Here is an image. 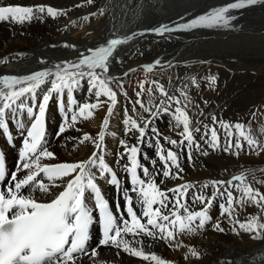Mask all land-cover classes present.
Returning <instances> with one entry per match:
<instances>
[{
    "label": "snow or ice",
    "instance_id": "6c2138e0",
    "mask_svg": "<svg viewBox=\"0 0 264 264\" xmlns=\"http://www.w3.org/2000/svg\"><path fill=\"white\" fill-rule=\"evenodd\" d=\"M94 2L95 0H84V3H78L74 7L93 5ZM260 3H264V0H232L186 22L160 25L123 38H109L94 48L80 50L76 44L64 42L61 47L79 51L75 60L59 61L51 67L27 74H0V134H3L10 147L15 146L16 135L22 141L14 169H6L5 154L0 150V264H83L85 258L90 264H110L101 261L100 247L122 249L125 254L154 264H172L155 253H147L144 250V238L166 241L169 246L175 245L176 248L187 247L185 260L190 257L199 258L200 253L194 247L182 244L178 235L194 236L202 232L212 221L209 212L218 199L224 201L219 203L218 207L220 215L226 217L231 225V232L239 235V229L250 234L252 239L264 240V222H261L259 214L250 215L245 221L236 218L235 205L240 208L254 205L264 213V193L253 187L247 180L246 173L233 175L226 181L214 180L199 187L191 182L166 189L161 187L166 179L183 178L184 169L180 158L185 151L190 162L193 160V151L202 156H208L209 150H220L239 156L240 152L245 150V145L257 155L264 151V144L255 139L249 131L251 121L248 125L242 121L225 122L212 114L210 125L204 124L199 117L195 124L193 123V118L186 108L191 102L188 96L189 87H200L196 76H190L187 81L177 77L175 92H170L158 80L141 81L138 84L139 91L135 92V100L129 98L132 112L136 115L134 118L127 114V108L124 109V135L138 133L135 136L137 143L129 145L127 140L121 139L119 144L124 150L118 154L116 163H121L127 158L123 167L130 187L121 186L117 172L106 162L104 155L109 118L118 104V91L111 85L115 83L117 89L123 88V77L135 71L129 69L123 77L109 75L114 58L116 63H122L115 57L118 46L128 43L138 35L153 34L162 37L176 31L229 28L231 22L237 19L230 12ZM70 10L46 4L22 5L0 0V22L22 26L33 21L43 22L45 17L56 19L66 16ZM97 12L103 15L104 9L100 8ZM97 12L85 15L83 20L88 21L90 17H95ZM67 27L68 25H65V29ZM7 61V57L0 59V63ZM38 63L48 62L41 58ZM158 66L173 67L170 63L162 64L160 59H156L143 68L145 72L151 73ZM207 80L210 86L214 87L217 76L209 75ZM84 82L87 91L95 97L92 102L80 103L75 97V91L80 89ZM169 82L171 83V79ZM146 83L149 85L147 88ZM154 90L159 94L157 104L153 103L157 98L153 95ZM40 91L42 95L38 98ZM145 92L148 95L147 105L143 101ZM122 94L127 97V92ZM101 97L105 99L101 100ZM54 98L57 111L62 114V122L54 135L57 139L63 138L65 146L72 144V150H75L77 143L91 144L94 150L86 160L42 163V160L56 159V154L49 149L46 134V113L50 101ZM203 103L207 106L208 102L205 100ZM105 104L107 114L103 117L101 130L96 136L87 132L79 137L65 135L69 131H80V119L88 121L94 111L101 109ZM172 105H175L174 109ZM137 106L147 114V118L137 113ZM192 107L198 110L199 116L204 115L199 104H193ZM170 113L174 118L171 126L174 129H182L179 133L182 139L179 141L161 137L158 129L151 128L154 120ZM22 114L27 115L30 124L26 125L19 119ZM9 120L12 121L11 127ZM17 126V134H14L11 129ZM218 128L223 132V143ZM161 139L173 147L165 148L160 143ZM142 146L153 148L155 158L142 151ZM141 156L152 165L151 171L149 166L141 162ZM157 158L162 163L161 170L155 167ZM157 177H161L159 183ZM100 179L120 189L123 208L119 201L114 207H110L109 201L104 198L98 186ZM256 182L264 184V180ZM61 187L63 190L54 194V198L49 202H40L34 198L33 193L36 191L48 195L53 189ZM209 187L212 188L210 195L205 193V189ZM190 190H193L191 196ZM234 192H239V197H235ZM90 198H94V209L87 203ZM189 200L193 205L202 207L199 210L190 209ZM134 204L139 208V215ZM95 211L99 213L102 238L96 247H89L90 227L94 222ZM212 227L220 233L226 231L219 220L213 223ZM126 236H131L132 239H125ZM252 259L246 257L242 264H251ZM222 264H235V259L229 257L223 260ZM256 264H264V257H257Z\"/></svg>",
    "mask_w": 264,
    "mask_h": 264
},
{
    "label": "bare ground",
    "instance_id": "6f19581e",
    "mask_svg": "<svg viewBox=\"0 0 264 264\" xmlns=\"http://www.w3.org/2000/svg\"><path fill=\"white\" fill-rule=\"evenodd\" d=\"M226 1L228 0H100L99 3H96L91 8L78 12L74 5L84 3V0H3L5 3L22 5L46 4L65 10L69 7L68 9L71 10L69 11L70 17L56 28H54L55 26L53 27V19L48 17H45L43 22L33 21L22 26L0 22V59L8 58L7 63H0V74H27L45 67H51L59 61L75 60L79 56V51L57 47V45L64 42L76 44L80 50L89 47L94 48L109 38H123L145 29L182 22L178 21L180 20L178 18L188 15L190 11L196 9V11H201L209 4L221 3L222 5ZM100 8L104 9L103 15L97 12ZM107 10L109 11L107 12ZM92 12H97V15L90 17L88 21L83 20L85 15ZM106 12L108 13L107 15ZM73 21L75 22L74 24L70 23ZM65 25H68L67 29H65ZM168 34L162 37L149 36V34L138 35L128 43L118 46L115 57H118L122 63H116L114 58L110 66L109 75L120 77L124 73L129 72V69H135L126 77L128 80L136 76H140L138 81L145 78V76L149 78H173L189 73L185 69L197 63H199L197 69L200 70L202 66L205 67L203 65L205 63L215 74L218 72L220 75L222 74V78L231 80L232 85H237V82H240L244 75H248L253 80V83H251L253 88L255 87L253 84H256L257 81L261 82L264 77V3L259 4L255 11L248 12L232 21L229 28L201 29L196 32L178 33L176 35ZM148 38L149 41H147ZM52 45L57 48L52 47ZM141 53L143 54L142 56H140ZM162 54L177 55L176 60L182 62L180 67L173 70L169 67L159 68V66L151 73L145 72L143 66L153 63L156 59L163 56ZM34 56H39V58H43L48 63L33 65ZM250 73L258 77L257 80L254 81L256 77L250 75ZM231 75L233 76L230 78ZM82 85L86 91V83L84 82ZM46 88L47 86L44 87L45 90ZM86 94L87 91L83 92L81 98L87 96L89 99H94V96L90 93ZM39 95H42V91ZM101 100L104 99L102 98ZM49 105L50 111L47 113V120L48 122H53V116H56L57 112H53L55 110L53 101ZM233 111L235 110L233 109ZM137 113L140 114V112ZM106 114L107 112H94L88 121L80 119L78 124L80 131H69L65 135L79 137L84 132H87L96 136L101 130L102 119ZM124 116L123 112H113V115L109 118L110 123L109 128L106 130L105 139L104 155L106 162L119 170L124 169L123 164L127 163L126 157L123 162L116 163L118 154L123 153L124 150L120 146L119 141L124 139L127 140L129 145L136 144L135 136L138 135V133L130 134L129 136L124 135V125L122 123ZM173 122L174 118L170 113L154 120L151 128L158 129L161 137H166L164 131H169ZM48 126L51 128L50 125ZM181 130L173 128L168 138L179 141L182 139L179 134ZM197 139H199V135ZM160 143L165 148L173 147L165 143L163 139H161ZM49 149L56 154V159H46L43 163L86 160L94 150L92 145L88 143L84 145L77 143L75 150H72V144L65 146L64 139H57L56 137L51 139ZM173 150L176 149L173 148ZM142 151L148 152L150 156L155 158V150L153 148L142 146ZM210 152L211 150H209V154ZM208 156H202L198 152L193 151V160L190 162L185 151L180 158L181 166L184 169L183 178L166 179L161 187L166 189L185 182L192 183L195 176L192 175L191 169L197 167V165L207 169L205 173L207 177L211 176L212 174L209 170L212 167V163L209 161L210 159L208 160ZM141 162L149 166L150 171L152 170V165L145 161L143 156H141ZM155 167L157 170H161L163 167L158 158ZM160 179L161 177H157V183H159ZM98 181L102 183V179ZM261 187L259 188L262 189ZM60 189L55 188L48 195L36 191L35 197L39 200H46L54 196ZM192 191L190 190L189 196H191ZM260 192L264 193V187ZM205 193L211 194H209L207 189H205ZM215 203L209 212L212 221L206 225L202 232L194 236L178 235V239L182 244L194 247L200 253L199 258L190 257L185 260V254L188 252L187 247L176 248L175 245L169 246L166 241H153L148 238H144V250L147 253H155L161 258L171 261L172 264H222V261L229 257L234 258L235 264H238L236 262L244 255L250 254L252 258L255 257L253 261L257 257H264V240L252 239L250 234L239 229V235L231 232V225L226 217L220 215V209L217 208ZM189 207L192 210H199L202 205H193L189 200ZM181 214H183V210H181ZM258 214L261 222H264L263 213L254 205H245L244 208L236 209V218L240 221L247 220L250 215L256 216ZM218 220L221 226L226 229L224 233L215 231L212 227V224ZM127 239L131 240L132 237ZM118 251L119 255H117ZM99 252L101 261H107L110 264H154V262L143 261L142 258L125 254L122 249L118 250L115 247H103L99 249ZM83 264H90V261L85 258ZM253 264H256V261Z\"/></svg>",
    "mask_w": 264,
    "mask_h": 264
},
{
    "label": "rangeland",
    "instance_id": "374dc122",
    "mask_svg": "<svg viewBox=\"0 0 264 264\" xmlns=\"http://www.w3.org/2000/svg\"><path fill=\"white\" fill-rule=\"evenodd\" d=\"M99 2H100V0H95L93 5L85 4L83 7L76 8V11L83 12L84 10L91 8L96 3H99ZM108 11L109 10H107V12ZM107 12H106V15L108 14ZM68 17H70V12L66 16H62L61 19H56V20L53 19L52 20V22H54L53 27L55 26L54 28H56L57 26H60ZM197 30H201V29H197ZM197 30L185 31V32H182V34L183 33L186 34V33L196 32ZM176 34H178V33H176ZM151 35H153V34H149V36H151ZM154 36H157V35H154ZM177 36H180V35H177ZM181 38H182V36H181ZM147 41H149V38L147 39ZM263 42H264V40H263ZM62 44L57 45V47H60V49H64L65 47H61ZM79 46H81V45H79ZM142 55L143 54L141 53L140 56H142ZM162 55L163 56L158 58L162 61V64H164L166 62L170 63V64L172 63L173 67H169V68H172L173 70H176L178 67H180L182 62L176 60L177 55H173V54H172L173 56H170L167 54H165V55L162 54ZM166 56H168V57H166ZM169 58H170V60H169ZM40 59L41 58H39V56H34L33 60H32L33 65L39 64L38 61ZM202 64H203V62H202ZM198 65H199V63L194 64L191 67H188L185 70H187L189 73H185L183 76H179V78L181 80L187 81L188 78L190 77V75L191 76L193 75V76H196L200 82L199 88H194V87L190 86L189 87L190 90H188V96L190 97L191 102L187 105L186 110L189 111V115L193 118V123L195 124L197 117H199V119L202 120L204 124L210 125L212 114H215L218 119H223L225 122L242 121L246 125H248L249 121H251L249 131L255 137V139L258 138L257 140L260 143L264 144V94H263L264 93L263 92L264 91V77L262 79L263 81L262 80H261V82L257 81L256 84H253V85H255V87H253V88L251 85V83H253V80L248 75L247 76L244 75V78H241L240 82H237V85H232L231 80L222 78L223 77L222 74L220 75V73H218V72L215 74V72L209 66H206L207 64L204 63L203 65L205 67L202 66L200 68V70L197 69ZM122 66H124V65L122 64ZM159 68H161V67H159ZM173 74L175 75V73H173ZM200 74H201V76H200ZM213 74L217 76V83L214 87L210 86V84L207 80V77L209 75H213ZM250 75H254V74L250 73ZM232 76L233 75H231L230 78ZM176 78L177 77H173V78H170V77L169 78H159V77L149 78L148 76H145V78L136 82L135 84H129L127 86V88H128L127 96L130 97L131 99H135V92L139 91V88H138L139 82L145 81V80H147V81L158 80L160 83L164 84V86L167 89H169L170 92H175V88H176V85L178 83ZM257 78L258 77H256L254 79V81L257 80ZM125 79L128 81V78H125ZM170 79H171V83L169 82ZM148 86L149 85L146 83L145 88H147ZM228 86H230V87H228ZM235 88H236V90H235ZM241 88H242V90H241ZM123 92H125V91L124 90L121 91L122 97H123V94H122ZM242 92H244V93H242ZM176 94L178 95V93H176ZM153 95L155 97H157L153 101V103L154 104L159 103V94L157 92H155V90H154ZM249 96H250V98H249ZM103 99H105V98L103 97ZM120 99L121 98L119 97L118 98L119 104H121V102H122V101H119ZM205 100L208 102L207 106H205L203 103V101H205ZM143 101L146 105L148 104V95L146 92L143 96ZM119 104L116 105V110H114L113 112H118L117 109H118ZM193 104H199L200 105V108L203 109V112H204L203 116H199L198 110L193 109V107H192ZM149 106H151V105H149ZM172 106H174V105H172ZM233 109L235 111H233ZM137 110H138L137 112H140L141 115H144L145 118H147V114L143 113V110L140 109L139 106H137ZM153 110H155V109H153ZM94 112H107V104H105V106L102 107L101 109H98ZM194 113H195V115H194ZM253 113H255V116H253ZM201 127H202V125H201ZM218 131H221V137H222L221 142L223 143L224 142L223 141V132L219 128H218ZM208 160L212 163L211 164L212 167L209 170L212 175L207 177L205 175L207 169L204 168L203 166L197 165V167L191 169L192 175L195 176L193 181H192V183L194 185H196L199 182L200 183L201 182L210 183L211 181H214V180H225L226 181L233 175L246 173L247 174V180L250 183H252L253 187L258 188L260 191H262L264 184H259L256 181L264 180V151L260 152L257 155L256 152L248 150L247 146L245 145V150L241 151L239 156L226 154L220 150H216V151L210 152V154L208 156ZM258 161H260V162H258ZM196 176H198L200 178H198ZM253 177H255V179H253ZM197 186L199 187L202 185H197ZM259 187H261L262 189H260ZM209 189L212 190V188H209ZM239 195H240L239 192H234L235 197H239ZM220 201L224 202V201L218 199L217 202L215 203L217 205V208H219L218 204L221 203ZM235 207H236V209L240 208L238 205H235ZM263 217H264V213H263ZM259 249H257V250L259 251ZM249 256H250V254L244 255L236 263L242 264L241 261H243L245 257H249ZM253 259H255V257ZM253 259L251 260V264L255 263V261H256V260L253 261Z\"/></svg>",
    "mask_w": 264,
    "mask_h": 264
},
{
    "label": "water",
    "instance_id": "95a60500",
    "mask_svg": "<svg viewBox=\"0 0 264 264\" xmlns=\"http://www.w3.org/2000/svg\"><path fill=\"white\" fill-rule=\"evenodd\" d=\"M229 2H232V0H228V1H226L224 4H222L221 5V3H218V4H209V6H207L206 8H204L203 10H201V11H196V10H193V11H190V13L188 14V15H185L184 17H181V18H183V20H181V18H178V19H180V20H178V21H182V22H184V21H186V20H188V19H191V18H193L194 16H196V15H199V14H202V13H205L207 10H209V9H211V8H213V7H216V6H224V5H226L227 3H229ZM261 4V3H260ZM259 4H257V5H255V6H249V7H246V8H244V9H242V10H239V11H232V12H230V14L231 15H235L237 18H240V17H242V16H244L245 14H247L248 12H251V11H255V9L257 8V6H258ZM185 18V19H184Z\"/></svg>",
    "mask_w": 264,
    "mask_h": 264
}]
</instances>
